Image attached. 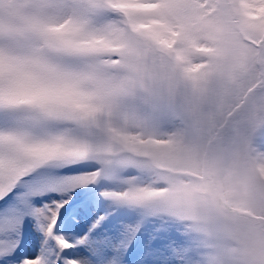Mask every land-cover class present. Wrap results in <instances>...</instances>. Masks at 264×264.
Masks as SVG:
<instances>
[{
  "label": "rangeland",
  "instance_id": "obj_1",
  "mask_svg": "<svg viewBox=\"0 0 264 264\" xmlns=\"http://www.w3.org/2000/svg\"><path fill=\"white\" fill-rule=\"evenodd\" d=\"M110 2L146 48L150 89L147 108L130 109L119 126L143 137L142 183L153 190L169 185V191L144 208L118 206L97 194L74 220L75 229L62 233L75 244L89 239L77 244L74 259H89V249L101 247L107 264H171V247L184 235L199 264H264V231L257 229L259 223L264 228V97L254 89L249 102L240 101L244 88L261 80L256 56L264 0ZM178 24H184L183 40L173 47ZM219 203L251 212L254 223L235 221ZM100 216L105 219L93 228ZM141 219L144 239L125 261ZM234 237L242 243L238 250L230 244H237ZM40 250L34 239L21 256Z\"/></svg>",
  "mask_w": 264,
  "mask_h": 264
},
{
  "label": "snow or ice",
  "instance_id": "obj_2",
  "mask_svg": "<svg viewBox=\"0 0 264 264\" xmlns=\"http://www.w3.org/2000/svg\"><path fill=\"white\" fill-rule=\"evenodd\" d=\"M117 12L110 0H0V264H107L101 247L67 258L89 239L73 244L62 233L97 194L144 208L169 191L142 183L143 137L119 126L130 109L147 108L150 89L146 48ZM51 84L72 96L43 98ZM34 239L40 252L22 257ZM170 255L199 264L184 235Z\"/></svg>",
  "mask_w": 264,
  "mask_h": 264
},
{
  "label": "clouds",
  "instance_id": "obj_3",
  "mask_svg": "<svg viewBox=\"0 0 264 264\" xmlns=\"http://www.w3.org/2000/svg\"><path fill=\"white\" fill-rule=\"evenodd\" d=\"M37 72L41 80H44V81L49 80V76L47 73L41 70H37ZM40 93L43 98L50 100V101H58L64 96H69V97L72 96V93L70 92V90L61 89L55 84H51L49 87L41 89Z\"/></svg>",
  "mask_w": 264,
  "mask_h": 264
},
{
  "label": "trees",
  "instance_id": "obj_4",
  "mask_svg": "<svg viewBox=\"0 0 264 264\" xmlns=\"http://www.w3.org/2000/svg\"><path fill=\"white\" fill-rule=\"evenodd\" d=\"M256 94L257 95H262L264 97V89L263 90H258V92ZM240 101H241V96H240ZM259 105H260V103H259ZM253 107H254V105H253ZM241 112H242V110L239 111V113H241ZM235 221L241 223L242 221H244V219L242 217H235Z\"/></svg>",
  "mask_w": 264,
  "mask_h": 264
}]
</instances>
